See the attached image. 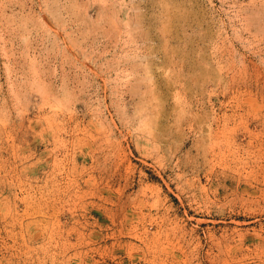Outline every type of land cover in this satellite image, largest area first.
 I'll list each match as a JSON object with an SVG mask.
<instances>
[{"label": "rangeland", "instance_id": "1", "mask_svg": "<svg viewBox=\"0 0 264 264\" xmlns=\"http://www.w3.org/2000/svg\"><path fill=\"white\" fill-rule=\"evenodd\" d=\"M0 264H264V0H0Z\"/></svg>", "mask_w": 264, "mask_h": 264}]
</instances>
